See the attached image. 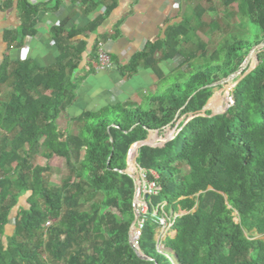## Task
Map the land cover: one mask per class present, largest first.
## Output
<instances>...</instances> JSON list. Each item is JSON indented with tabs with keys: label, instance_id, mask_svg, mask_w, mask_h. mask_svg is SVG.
Segmentation results:
<instances>
[{
	"label": "trees",
	"instance_id": "16d2710c",
	"mask_svg": "<svg viewBox=\"0 0 264 264\" xmlns=\"http://www.w3.org/2000/svg\"><path fill=\"white\" fill-rule=\"evenodd\" d=\"M225 2L238 5L254 35L233 34L211 56L204 55L202 64L191 66L192 71L165 75L158 62L180 56L181 45L198 38L190 16L184 15L163 39L147 43L126 65L118 66L128 76L139 66L155 72L160 87L148 108L109 105L84 111L71 118L77 134L62 132L57 120L74 103L81 80L74 73L85 44L70 42L79 31L65 34L61 26L54 29L59 55L50 67L40 68L29 60L11 69L7 62L0 65V85L10 81L13 88L9 102L0 100V131L12 134L0 147V264H42L39 254L44 247L56 259L69 255L67 264H264V241L258 239L264 236V48L256 68L235 80L234 104L223 114L200 115L215 94L216 87L207 86L239 71L251 50L264 43V0ZM203 13L198 11L199 16ZM34 14L24 5L14 38L18 44L34 34ZM95 28L96 24L88 26L90 31ZM219 104L214 98L209 108L223 112ZM182 116L194 117L182 121L180 131L169 140L179 126L174 131L165 126L173 122V127ZM150 129L162 134L148 133ZM142 140L147 147L139 149L137 165L153 171L161 186L151 202L162 195L166 214L184 212L171 228L174 236L163 241L170 256L166 257L156 249L162 210L153 216L150 205L138 246L151 261L138 258L129 243L135 183L124 170L129 149ZM39 151L47 160L63 158L74 180L50 187L44 178L47 168L31 162ZM13 164L15 181L6 175ZM181 164L188 168L183 176ZM129 170L134 173L131 162ZM86 188L101 199L82 210L80 198ZM23 194H28V208L16 224L15 237L35 235L48 220H61L49 228L47 243L40 240L32 250L11 243L6 249L2 238ZM92 235L106 239L87 254L80 242Z\"/></svg>",
	"mask_w": 264,
	"mask_h": 264
},
{
	"label": "crops",
	"instance_id": "0c3cea01",
	"mask_svg": "<svg viewBox=\"0 0 264 264\" xmlns=\"http://www.w3.org/2000/svg\"><path fill=\"white\" fill-rule=\"evenodd\" d=\"M186 0H0V65L9 69L20 61H31L38 67L55 64L59 50L54 43V29L62 27L65 34L79 31L70 42L85 49L78 61L75 78H81L76 99L60 116L70 119L84 111L109 105L129 108L147 107L160 87L159 78L150 68L139 66L131 75H122L118 66L126 65L147 43L165 37L169 27L182 21ZM24 5L34 9V34L17 38ZM96 24L94 31L88 26ZM103 49L115 67L97 70L95 49ZM159 56V55H157ZM169 61V60H168ZM166 61V62H168ZM165 72V61L158 62ZM7 84V83H6ZM6 84L0 85L2 89ZM258 239L264 241V236Z\"/></svg>",
	"mask_w": 264,
	"mask_h": 264
},
{
	"label": "rangeland",
	"instance_id": "374dc122",
	"mask_svg": "<svg viewBox=\"0 0 264 264\" xmlns=\"http://www.w3.org/2000/svg\"><path fill=\"white\" fill-rule=\"evenodd\" d=\"M201 9L204 10V13L202 16H199L198 11ZM185 10V15L190 16L193 27L197 31L198 38L192 40L189 43H183L181 45L180 56H177L168 62L165 61V64L168 65V67H165L164 69L165 72L188 73L192 71L191 66L197 67L198 65L202 64L204 55L211 56L227 37L238 33H242L243 36H252L255 34V29L251 26L249 21L243 20L240 17L237 4L228 5L226 4L225 0H188ZM255 64L256 57L252 59L251 68L254 67ZM163 85L166 86L167 84ZM235 85V81H230L224 85L217 86L215 89V94L210 99V101L212 99L214 100V98L220 99V108L225 111L228 107V100L232 98L231 94ZM12 93L13 88L11 86V82L9 81L6 86L0 89V100L9 102ZM146 108L148 107H144V109ZM206 111L210 114H215V111L211 108L207 109ZM206 111L201 112L200 114L205 115ZM189 117L191 116H182L179 118L176 124L173 127H170L172 131H174L177 126L180 128L182 121L187 120ZM57 125L62 132H69L71 134L78 133L77 124L71 121L70 116H60L57 120ZM178 130L174 131V133L176 134ZM161 132H158V134L161 135ZM5 136V133L0 131V147L3 146L2 140ZM6 138L10 140L12 138V134L6 136ZM152 139L154 140L156 137L153 136ZM24 149H26V147ZM31 162L33 166H43L47 168L46 172L44 173V178L50 187L60 188L63 182L74 180V177L71 175L63 158L54 156L47 160L41 155L39 151L33 156ZM16 170L17 168L15 164L6 170V175L12 181H15L17 178ZM179 170L181 176L187 174L188 172V168L184 164L179 165ZM16 190L17 189L14 188L13 192H16ZM162 197V195H159L152 198V202L150 204L151 210H153L154 205H157L161 202ZM27 198L28 194H23L19 198L18 205H16L13 210L11 223L6 229V235L2 238L3 245L6 249H9L11 243H14L17 246L25 245L28 250H32L34 246L40 242V240H45L47 243L49 228L58 224V222L61 220H48L43 225L42 230L35 235H26L20 238L15 237L16 224L18 221L22 220L24 209L28 208ZM100 199V195L93 196L91 191L86 188L85 194L80 198L81 209L88 210L94 202ZM159 236H161L160 233L157 234L156 239H158ZM105 239V236L92 235L86 240H82L80 244L87 254H93L94 245H102ZM76 247L77 245H74L73 248L75 249ZM69 258V255H65L62 259H56L51 254V252L46 249V247L42 248L39 254V259L42 264H67Z\"/></svg>",
	"mask_w": 264,
	"mask_h": 264
},
{
	"label": "built area",
	"instance_id": "2783aa9c",
	"mask_svg": "<svg viewBox=\"0 0 264 264\" xmlns=\"http://www.w3.org/2000/svg\"><path fill=\"white\" fill-rule=\"evenodd\" d=\"M114 67H115V64L111 56L107 52H105L103 49L101 48L98 49L96 69L97 70H109ZM233 104H234V100L233 98H230L228 100L227 109H229V107H231ZM191 117L187 118V120H189ZM178 132L179 130L176 132V134ZM176 134L174 133V135L170 139H173ZM169 140L164 141L160 147H162ZM143 146H146V145L142 143V145H139L137 147L132 148L131 146L127 154V166H126V169L124 170V172H126L130 177L134 179V183H135L133 208H134V212L138 215V218L136 221V227L133 232V236L136 238L135 240L137 241L139 240V237H140V230L142 228L143 221H144L143 218L145 215H147L150 212L151 196L157 195L161 191V186L156 182L157 175L153 171L144 170L137 165L136 158L138 156V151ZM130 162L132 163L134 173H132L129 170ZM150 176L153 177L152 180L149 179ZM165 205H166L165 202L158 203L157 205H155L152 210L151 215L154 216L157 214L158 210L160 211L162 210L163 215L159 217V223H160L159 233L161 234V236H159L157 239L156 249L158 253L163 254L166 257H170L168 254V250L166 249L163 241L166 236H174L175 232L172 231L171 228L174 224L175 219L181 216L182 214H184V212L178 211L176 213L170 212L169 214H166L163 210Z\"/></svg>",
	"mask_w": 264,
	"mask_h": 264
},
{
	"label": "water",
	"instance_id": "95a60500",
	"mask_svg": "<svg viewBox=\"0 0 264 264\" xmlns=\"http://www.w3.org/2000/svg\"><path fill=\"white\" fill-rule=\"evenodd\" d=\"M264 48V43H260L259 45L255 46L253 48V50H251V52L249 53L248 57L246 58L245 60V63L243 65V67L237 71L236 73L230 75L227 79L221 81V82H218V83H214L212 85H209L207 87H217V86H220V85H224L230 81H235L238 77L241 76V78L245 77L247 74H249L254 68H256V66L259 64V60H258V53ZM256 54V64L254 65V67L251 68V64H252V59H253V55ZM247 70V71H246ZM246 71V72H245ZM238 83V81L236 82V84ZM236 86V85H235ZM196 93V92H195ZM207 109H209V103L207 104V106H205L203 108V110L201 112H204L206 111ZM228 109H226L224 112L222 113H215V114H210L209 116H215V115H218V114H223L227 111ZM200 115H203V114H200ZM178 115L175 116V119L173 120V122L176 120ZM203 116H206V115H203ZM194 116H192L190 119H192ZM189 119V120H190ZM188 120V121H189ZM171 122L169 125L165 126V127H171L172 123ZM163 127V128H165ZM162 128V129H163ZM181 129V128H180ZM179 129V131H180ZM149 132H156L158 133L159 130H156V129H150L148 130V133ZM171 140V139H170ZM139 145H142V141H139V142H136L135 144L132 145V148L133 147H137ZM126 173V172H125ZM137 218H138V215L135 213V219L130 227V230H129V243L130 245L134 248L135 250V254L137 255L138 258H140L141 260H145V261H151L152 258H150L149 256L145 255L140 249H139V246H138V241L135 240L136 238L133 236V232L135 230V227H136V221H137Z\"/></svg>",
	"mask_w": 264,
	"mask_h": 264
},
{
	"label": "bare ground",
	"instance_id": "6f19581e",
	"mask_svg": "<svg viewBox=\"0 0 264 264\" xmlns=\"http://www.w3.org/2000/svg\"><path fill=\"white\" fill-rule=\"evenodd\" d=\"M256 57V54L253 55V58ZM142 143H146V142H142Z\"/></svg>",
	"mask_w": 264,
	"mask_h": 264
}]
</instances>
